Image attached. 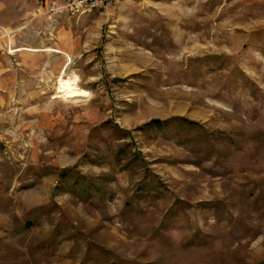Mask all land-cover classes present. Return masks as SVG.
<instances>
[{"label":"rangeland","instance_id":"1","mask_svg":"<svg viewBox=\"0 0 264 264\" xmlns=\"http://www.w3.org/2000/svg\"><path fill=\"white\" fill-rule=\"evenodd\" d=\"M45 27L68 57L0 51V264H264V0ZM68 61L90 97L56 98Z\"/></svg>","mask_w":264,"mask_h":264},{"label":"crops","instance_id":"2","mask_svg":"<svg viewBox=\"0 0 264 264\" xmlns=\"http://www.w3.org/2000/svg\"><path fill=\"white\" fill-rule=\"evenodd\" d=\"M57 0H0V51L4 45L15 49L33 48V42L25 35L21 38L18 33L23 32L28 26L46 28L48 20H55L59 17H51L47 11L51 3ZM13 43L16 46L13 47ZM27 51L16 52V55ZM32 53V52H27Z\"/></svg>","mask_w":264,"mask_h":264},{"label":"bare ground","instance_id":"3","mask_svg":"<svg viewBox=\"0 0 264 264\" xmlns=\"http://www.w3.org/2000/svg\"><path fill=\"white\" fill-rule=\"evenodd\" d=\"M20 51H27V52H54L57 54H63L68 57L63 51L59 49L47 48L45 50H39L35 48H19L15 49L10 47L9 54L14 55L16 52ZM70 59V58H69ZM70 62L68 61L67 64L61 71L60 76L57 80V95L56 98H62L70 101H77L82 98L90 97L91 93L79 85V77L75 74L68 75L67 74V67L69 66Z\"/></svg>","mask_w":264,"mask_h":264},{"label":"built area","instance_id":"4","mask_svg":"<svg viewBox=\"0 0 264 264\" xmlns=\"http://www.w3.org/2000/svg\"><path fill=\"white\" fill-rule=\"evenodd\" d=\"M45 2L46 0H40ZM119 0H57L49 5L47 13L51 17L64 14L79 16L94 10H104L116 4Z\"/></svg>","mask_w":264,"mask_h":264},{"label":"trees","instance_id":"5","mask_svg":"<svg viewBox=\"0 0 264 264\" xmlns=\"http://www.w3.org/2000/svg\"><path fill=\"white\" fill-rule=\"evenodd\" d=\"M162 122L160 120H154L152 124L160 125ZM151 123L149 125H152Z\"/></svg>","mask_w":264,"mask_h":264}]
</instances>
